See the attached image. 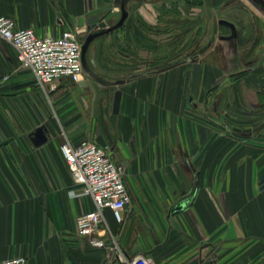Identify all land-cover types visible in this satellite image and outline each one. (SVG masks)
<instances>
[{"label":"crops","instance_id":"1","mask_svg":"<svg viewBox=\"0 0 264 264\" xmlns=\"http://www.w3.org/2000/svg\"><path fill=\"white\" fill-rule=\"evenodd\" d=\"M178 1L127 0L129 16L120 28L128 26L95 40L125 33L131 45L152 56L161 44L150 31L159 21L158 7L168 12L179 6ZM221 2L210 0L208 7L213 10ZM121 3L0 0V16L13 18L19 29L33 28L39 36H58L78 33L80 18L83 28L103 21L107 28L114 25ZM111 4L114 11L105 12ZM179 16L176 21L184 23L186 18ZM229 22L239 33L232 40L221 38L230 33L219 39L216 25H206L212 39L205 56L198 52V62L174 64L182 50L165 61L158 59V71L148 73L152 66H146L153 62L136 61L137 56L119 49L112 67L120 73L113 84H99L105 91L99 101L114 140L113 157L131 176L126 219L131 221L133 241L124 249L129 256L143 254L155 264H264V136L245 146L243 162H232V141L221 136L227 133L218 132L222 126L217 121V116L226 118L221 114L224 106L242 124L264 123V69L248 71L262 53L255 51L258 43L247 41L241 47L242 31L236 21ZM128 58L131 62L125 61ZM128 69L139 72L126 75ZM251 75L262 78L252 85L247 78ZM90 87L88 80L87 86L69 81L38 86L32 73L20 66L16 49L0 38V260L23 255L28 264L106 263L104 250L77 235L76 217L94 204L88 196H75L79 187L60 150L65 138L75 144H109L101 113L100 131L94 128ZM80 91L83 100L77 97ZM209 106L215 113L207 116L209 122L219 125L212 126L216 134L208 162H200L197 156L207 138L193 112L203 113ZM41 126L48 141L35 146L30 134ZM262 129L264 135V124L257 128ZM105 213L121 244L120 224L110 210ZM162 232L163 244H158ZM156 256H163V261Z\"/></svg>","mask_w":264,"mask_h":264},{"label":"built area","instance_id":"2","mask_svg":"<svg viewBox=\"0 0 264 264\" xmlns=\"http://www.w3.org/2000/svg\"><path fill=\"white\" fill-rule=\"evenodd\" d=\"M0 38L16 49L20 66L29 70L42 88L62 81L78 83L84 79L82 41L77 32L39 36L33 28L19 29L13 18L0 16ZM60 150L79 187L75 196H88L94 204L92 210L76 217L77 235L105 251V264H155L143 254L129 256L108 224L106 210L122 224L132 202L124 181L125 167L114 159L112 147L91 140L75 144L65 138ZM0 264H28V259L17 255L0 260Z\"/></svg>","mask_w":264,"mask_h":264},{"label":"rangeland","instance_id":"3","mask_svg":"<svg viewBox=\"0 0 264 264\" xmlns=\"http://www.w3.org/2000/svg\"><path fill=\"white\" fill-rule=\"evenodd\" d=\"M178 2H179V6L174 5L173 7H170L171 9L168 12L163 11V9H165V7H163V5L161 7H158L159 21L154 26L150 25V31L155 36L157 35L159 37V38H157V43H161V44H159L160 47L159 46L157 47L158 49H155V48L153 49L154 53L152 54V56L150 54L144 53V51H146V50H143V48L134 47L133 45H131L130 41L126 38L125 33H122V36L119 37L114 32L111 37H108V38L103 37V39L95 40L93 43H91V46H90V48L88 50V54H87L88 62H89V65L91 66V68L93 70H95L98 74H100L105 79V81L113 84L112 82H114L116 80L117 75L120 73L116 70V67L115 68L112 67L113 61L117 57L116 52L119 49L126 54H134V56H137L136 61H137V58L141 59V60H143V58H144L145 62L149 61V62H151V64L153 62L154 64L149 65V66L147 65L146 67L149 68L150 66H152L153 68L151 67V69H155V68H158L156 66L159 62V61H157L158 59L167 57L169 55V53L172 52L171 51L172 49H176L178 47L177 46L178 44L176 43V41H178L181 36H182L181 39H183L184 41L188 40L191 45L188 46V49L183 50V51H185L184 54H182V55H181V53L177 54L175 61L182 59V58H185V57H188V56H191V55H193V57H195L199 53H201V56L202 55L205 56L207 53L206 52L207 49H205V48H207V45L210 44L211 39H212V36L210 37V35H209V31H207L206 25H208V26L210 25V27L216 25V27L218 29L217 36L219 38L220 36L225 35V33L228 34L231 31L228 26L223 25V24L220 25L221 24V23H219L220 20L230 19V20L236 21L237 24L239 25V28H240L239 30L242 31V37L241 38H244V39L242 40V42H240V46L243 47V45L247 41H249V43L251 45L258 43L255 51L260 49V52L262 53L261 58H260V60H258L259 62L256 63V65H255V61H254L255 58L253 59L252 66L251 65L248 66V68H249L248 71H254L253 67H257L259 70L261 67L264 69V37H262L259 41H257V39H255V38H257L256 34H257V31L260 30L259 29L260 26H261L262 30L264 31V14L261 13V10L256 5H254L252 3L250 5L246 4L247 7L245 9L246 5H244V4L247 3L246 0H224V3L223 2L218 3V5L217 6L215 5L214 9L211 10V8L208 7V5L212 6V3H210V0H179ZM134 7H136V5H134ZM106 11H108V12L114 11L113 4L107 6V10H105V12ZM163 14L168 19V22H166V24L163 23ZM179 15H181L183 18H186L184 21L185 27H184L183 32L180 31V32L176 33L178 31V28H179V26H178L179 23H178V21H176V18ZM115 16H116L115 19L117 22L121 16L120 7L116 11ZM181 16H179V17H181ZM103 22H105V21H103ZM100 23L96 24L95 26H92L91 24L89 25L92 32L98 30L97 26ZM200 24H202V25H200ZM127 26H128V24H126L124 27L126 28ZM124 27H123V29H121L122 27L120 29L124 30L125 29ZM120 29H118V30H120ZM167 30L170 31L168 34H167ZM197 31H199L198 35L196 37H193V35H196ZM183 33H184V36L182 35ZM170 34H172V36L175 35L174 40H176V41H175V44H173V46H171V44H169V42H167V39L170 36ZM186 34H188V35L186 36ZM159 35H161V36H159ZM248 35H249V37H251V39L249 37H246ZM80 37H81V41L83 44V41L85 39V35H81ZM218 38H217V44H218V42H219V44H221V42L219 41L220 38L219 39ZM198 41H199V43L200 42L201 43L199 46V50H196V49H198L196 46ZM222 44L224 45L225 43H222ZM224 46H227V45H224ZM170 47H171V49H169ZM245 48H247V46ZM199 58L200 57H196V62H198L200 60ZM172 59L173 58H171L169 61L173 62L174 60H172ZM94 60L96 61L95 64L92 63V61H94ZM131 60L132 59L128 58L125 61L131 62ZM165 60H167V59H164L163 61H165ZM204 60H206V59L204 58ZM210 60L212 61V58H210ZM156 61H157V63H156ZM253 63H254V65H253ZM163 67H165V64H163ZM142 69H145V68H140V70H142ZM138 72H139L138 69H137V71H134V69H132V70L128 69L126 75L135 74ZM233 72L235 73L236 70ZM263 72H264V70H263ZM245 73H248V72H245ZM248 75L246 74V76H248ZM247 78L250 81V83L253 85V81L254 82L259 81L258 79H260L262 77L261 76L257 77L255 75L254 76L251 75ZM84 79L88 80V82H90V85H91L89 90H90V95H93V96H91L93 98V108H94L93 112H94V118L96 117V119H94V123H95L94 128H98V130H99L101 125H100V108L98 106V102H100L99 99H100L101 95H104V93H105L104 87L100 86L99 83L92 81V79H90L86 75V73L84 74ZM233 94H234V91H233ZM77 97L80 98L81 100H83L82 98L84 97V92L80 91V95L78 94ZM220 107H221V112H222L221 114H223L226 118H224L220 115V116H217L218 120L217 119H214V120H217L218 123L220 122L221 126L225 127L226 130L220 126L221 130H219L218 132H223V131L226 132L227 134H224L221 136L226 138V139H229L228 137H230V140L232 141V157H231L232 162H243L246 155H247V152L245 150V146L248 144H251V143L253 144L256 140L261 141L262 137L264 136L261 133V132H263V129L257 130V128H259L264 123L261 122V120H256V121L247 123L246 125L242 124L239 122V119H237V118L234 119V117L229 115L225 111L224 106H220ZM193 114L198 116V119H199L198 123L200 124L201 133H203L205 135V137L207 138L206 141L203 142V144L201 145L197 158L199 157L200 162H208L207 158L209 155V153H208L209 146L211 144L210 141L212 140V138H214V136H215L214 134H216V133H214L212 128L214 126H218L219 124L213 126L207 118V116H210L211 114H215L212 111L211 106H209V109L206 108L203 113L199 112V114H198L197 112H193ZM106 144L107 143H105L104 145H106ZM253 145H255V144H253ZM262 145H264V144H262ZM185 153L186 154L188 153L187 155L190 156V152L186 151ZM221 155L223 157V154H221ZM221 162H223V161H221ZM124 181L126 183L127 188L129 189L130 182H131V176H130V173L127 169L125 170ZM120 229H121V233H122L121 238H120L121 242H122L121 244L123 245L124 249L126 250L129 243H131L133 241V239L131 238L133 233L130 232L131 231V221L129 218L126 219V221L124 223L120 224ZM162 229H163V227H162ZM148 235L155 237L157 234L148 233ZM160 235H161V239L157 243L163 244V232L160 233ZM157 260L163 261V256L157 257Z\"/></svg>","mask_w":264,"mask_h":264},{"label":"water","instance_id":"4","mask_svg":"<svg viewBox=\"0 0 264 264\" xmlns=\"http://www.w3.org/2000/svg\"><path fill=\"white\" fill-rule=\"evenodd\" d=\"M126 2H127V0H122V3L120 5L121 17H120L119 21L117 23H115L114 25L109 26L108 28H107L108 25L106 22H101L97 26L98 30L92 32V30L90 29V26L83 28V26H84L83 18H80V21H79V27L81 29L78 31V34L79 35H85V39H84L83 44H82V63H83L85 73L90 79L98 82L101 85H106V81L95 70H93L91 68V66L89 65L88 58H87L88 50L90 48L91 43L96 38L101 37L106 33L115 31V30H117L123 26V24L125 23V21L127 20L128 16H129V12L126 9ZM220 23L228 26L232 30L231 36L221 37L222 39L228 40L231 38H236L237 35H236L235 24H233L232 22H229L227 20H220ZM73 84H79L80 86H87V80H83V81L78 82V83L73 82ZM100 113H101V124H102L103 130H104L106 137L109 141V145L113 147L114 140L112 138L108 124L105 120L102 99L100 100ZM30 137H31V140L35 146H41L48 141V136L46 135V128L44 126H41L37 130L32 132L30 134Z\"/></svg>","mask_w":264,"mask_h":264},{"label":"trees","instance_id":"5","mask_svg":"<svg viewBox=\"0 0 264 264\" xmlns=\"http://www.w3.org/2000/svg\"><path fill=\"white\" fill-rule=\"evenodd\" d=\"M178 23H179V22H178ZM178 26H179V28H178V31H177L176 33L180 32V31L183 32L184 27H185V23H179ZM169 32H170V31L167 30V34H168ZM182 35L184 36V33H183ZM187 35H188V34H186V36H187ZM179 37H180V36H179ZM181 37H182V36H181ZM181 37H180V39H179L178 41H176V40H174L175 35L172 36V34H170V36H169L168 39H167V42H169V44H171V46H173V44H175V41H176V43L178 44L177 46H178L179 48L177 47V48H178V49L176 48L177 50H176V49H172V50H171L172 52H170L169 55H168L167 57H165L164 59H168V58H170L171 56L175 55L176 52L179 53L180 51L184 50L187 46L191 45L190 42H189L188 40H187V41H184L183 39H181ZM169 49H171V47H170ZM197 56H198V55H196L195 57H193V55H191V56H188V57H185V58L179 59V60H177V61H175V62H173V63H174V64H179V63H183V62L191 61V60H193V59H196ZM156 71H158L157 68L146 70V72H148V73H149V72H156Z\"/></svg>","mask_w":264,"mask_h":264},{"label":"flooded vegetation","instance_id":"6","mask_svg":"<svg viewBox=\"0 0 264 264\" xmlns=\"http://www.w3.org/2000/svg\"><path fill=\"white\" fill-rule=\"evenodd\" d=\"M247 3H245L244 5L246 4H254L256 5L260 10H261V13L264 14V0H246ZM247 5L245 6V9H246ZM252 7V6H251ZM252 11V10H251ZM258 11V10H257ZM253 14V13H252ZM228 21V20H227ZM230 21V20H229ZM236 26V25H235ZM258 28V27H257ZM259 31H257V34H256V37H257V41H259L262 37H264V31L262 30L261 26L259 27ZM231 30V29H230ZM232 35V30L230 31V35L228 36H231ZM236 38L238 37L239 33H238V29H237V26H236ZM234 38H231V39H228V40H232Z\"/></svg>","mask_w":264,"mask_h":264}]
</instances>
